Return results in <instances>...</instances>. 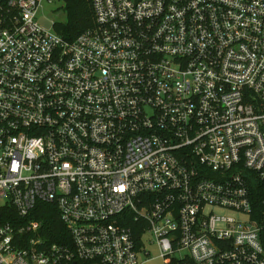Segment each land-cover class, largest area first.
<instances>
[{
    "label": "built area",
    "instance_id": "obj_1",
    "mask_svg": "<svg viewBox=\"0 0 264 264\" xmlns=\"http://www.w3.org/2000/svg\"><path fill=\"white\" fill-rule=\"evenodd\" d=\"M51 1L0 0V264H264V0Z\"/></svg>",
    "mask_w": 264,
    "mask_h": 264
},
{
    "label": "trees",
    "instance_id": "obj_2",
    "mask_svg": "<svg viewBox=\"0 0 264 264\" xmlns=\"http://www.w3.org/2000/svg\"><path fill=\"white\" fill-rule=\"evenodd\" d=\"M65 20L54 22L55 31L66 40L93 25V9L89 0H64ZM251 218L260 227L259 237L264 248V192L258 183L252 185ZM26 219L40 222L38 235L45 243L63 242L68 233L55 206L38 202Z\"/></svg>",
    "mask_w": 264,
    "mask_h": 264
},
{
    "label": "rangeland",
    "instance_id": "obj_3",
    "mask_svg": "<svg viewBox=\"0 0 264 264\" xmlns=\"http://www.w3.org/2000/svg\"><path fill=\"white\" fill-rule=\"evenodd\" d=\"M62 2L51 1L50 4L42 6L39 10L36 19L42 25L49 27L53 21L62 22L65 20V12L61 6ZM150 255L142 264H164V261L158 255V250L154 246H149Z\"/></svg>",
    "mask_w": 264,
    "mask_h": 264
}]
</instances>
